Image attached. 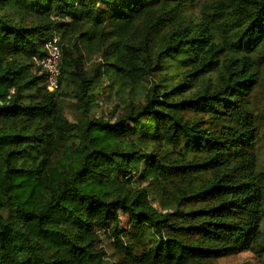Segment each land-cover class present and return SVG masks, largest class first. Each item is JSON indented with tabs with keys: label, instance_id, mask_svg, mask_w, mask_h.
Returning a JSON list of instances; mask_svg holds the SVG:
<instances>
[{
	"label": "trees",
	"instance_id": "trees-1",
	"mask_svg": "<svg viewBox=\"0 0 264 264\" xmlns=\"http://www.w3.org/2000/svg\"><path fill=\"white\" fill-rule=\"evenodd\" d=\"M199 1L0 0V264H117L97 248L109 221L126 264L249 250L264 264V113L251 100L264 0ZM54 35L62 75L50 91L36 58ZM82 49L140 97L115 122L92 116L99 74ZM63 96L83 118L63 113ZM150 191L168 197L161 208Z\"/></svg>",
	"mask_w": 264,
	"mask_h": 264
},
{
	"label": "rangeland",
	"instance_id": "rangeland-1",
	"mask_svg": "<svg viewBox=\"0 0 264 264\" xmlns=\"http://www.w3.org/2000/svg\"><path fill=\"white\" fill-rule=\"evenodd\" d=\"M204 0L199 1V4ZM197 10V9H196ZM80 53L83 56V66L88 70L90 75L96 74L98 71L99 78H97L98 87L96 88L97 98L96 102L92 105V116L96 118H102L105 120H110L115 122L116 119L122 115L125 111V105L131 102H138L140 97L139 95H134L132 93L133 89L128 83V81L124 78L119 77L112 72H108L104 66L99 68L98 62L100 61V57L87 56V52L85 49H82ZM79 54V52H78ZM106 70V71H105ZM262 77L260 79V83L255 88L251 100L253 103V108L256 113L262 115L264 113V69H262ZM157 79H159L157 77ZM156 77H151L145 83L148 87L153 86L156 82ZM61 109L63 113L72 121H77V119L83 118L84 113L83 109L80 108L78 104V100L72 97L63 96ZM8 100H1V102H7ZM264 115L261 116V138L260 146L261 153L259 159V165L264 167ZM152 177H148L146 179H139L138 183L146 186ZM163 197L168 199L164 194H160L157 191H150V199L152 204L161 208L159 203V198ZM114 222L109 221L106 225L101 226L97 225L96 232L100 235L101 241L97 244V248H102L105 252V259L111 262H118L117 264H126L124 258L125 254L120 252L112 237H110L105 231H109L113 228ZM130 227V219L129 216L123 212H120V230H127ZM217 264H263L261 259L252 251H243L234 255H230L227 257H223L217 261Z\"/></svg>",
	"mask_w": 264,
	"mask_h": 264
},
{
	"label": "built area",
	"instance_id": "built-area-1",
	"mask_svg": "<svg viewBox=\"0 0 264 264\" xmlns=\"http://www.w3.org/2000/svg\"><path fill=\"white\" fill-rule=\"evenodd\" d=\"M46 54L36 58L37 65L46 73L47 86L50 91L60 88L62 75L63 44L58 35L51 37L45 44Z\"/></svg>",
	"mask_w": 264,
	"mask_h": 264
}]
</instances>
